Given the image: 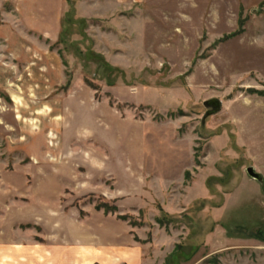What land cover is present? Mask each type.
I'll use <instances>...</instances> for the list:
<instances>
[{
	"label": "rangeland",
	"instance_id": "rangeland-1",
	"mask_svg": "<svg viewBox=\"0 0 264 264\" xmlns=\"http://www.w3.org/2000/svg\"><path fill=\"white\" fill-rule=\"evenodd\" d=\"M70 1L0 0V227L81 218L146 264H264V0Z\"/></svg>",
	"mask_w": 264,
	"mask_h": 264
},
{
	"label": "crops",
	"instance_id": "crops-1",
	"mask_svg": "<svg viewBox=\"0 0 264 264\" xmlns=\"http://www.w3.org/2000/svg\"><path fill=\"white\" fill-rule=\"evenodd\" d=\"M56 25H60L61 31V20ZM60 31L58 29V39ZM13 211L14 205L5 213L6 217L1 213L0 218L18 223L17 217L10 216ZM51 213L47 209L46 219L55 220ZM26 217L21 221L32 223ZM68 225L58 222L42 225L41 241L35 238L31 228L22 230L10 224L0 227V264H146L149 259L143 245L130 238L129 229L125 234L126 242L120 243L114 231L89 226L81 218Z\"/></svg>",
	"mask_w": 264,
	"mask_h": 264
},
{
	"label": "trees",
	"instance_id": "trees-1",
	"mask_svg": "<svg viewBox=\"0 0 264 264\" xmlns=\"http://www.w3.org/2000/svg\"><path fill=\"white\" fill-rule=\"evenodd\" d=\"M67 2L70 4V0H67ZM71 11H72V9H71ZM67 16V15H66ZM65 16V17H66ZM82 20H84V19H82ZM65 28V26H63V29H62V31L61 32H64V29ZM237 33H234V34H231V35H229V36H227V37H225L224 39H223V41L224 40H227V39H229V38H231V37H233V36H235ZM62 41L64 42V43H66V39H65V36L63 35V34H61V37H60V41L59 42H61L62 43ZM88 82V81H87ZM92 88H94V89H97V86L96 87H94V85H91L90 83H88ZM113 84H114V82H113ZM113 84H111V85H113ZM97 208L99 209V210H104V212L105 213H114V212H117V207H112L111 205H109L108 203H106V202H99L98 203V205H97ZM160 211H161V213L163 214L164 213V215H165V219H162L161 217H159V218H157L156 219V221H157V223L160 225V226H164V224L166 223L165 221H166V219L168 220L169 219V216H168V213H165L163 210H162V208H160ZM120 219H122V220H127V221H129L130 222V220H131V224H132V221H133V219L131 218V219H129V217L128 216H126V215H123V216H120L119 217ZM133 224H134V221H133ZM135 224H137L136 222H135ZM257 237H255V235H253V236H251V238L252 237H255V238H258V239H260L261 241H263L264 242V237L262 236V232L261 231H258V233H257V235H256Z\"/></svg>",
	"mask_w": 264,
	"mask_h": 264
},
{
	"label": "water",
	"instance_id": "water-1",
	"mask_svg": "<svg viewBox=\"0 0 264 264\" xmlns=\"http://www.w3.org/2000/svg\"><path fill=\"white\" fill-rule=\"evenodd\" d=\"M204 107L207 109L206 114L204 115L203 122L210 117L217 113H219L222 109V101L217 98H213L210 100H207L203 103ZM247 174L257 181H263V176L255 171L254 167H248L247 168Z\"/></svg>",
	"mask_w": 264,
	"mask_h": 264
}]
</instances>
